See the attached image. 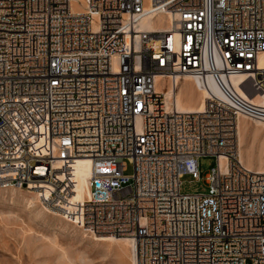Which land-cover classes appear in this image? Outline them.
<instances>
[{"label": "built area", "instance_id": "obj_1", "mask_svg": "<svg viewBox=\"0 0 264 264\" xmlns=\"http://www.w3.org/2000/svg\"><path fill=\"white\" fill-rule=\"evenodd\" d=\"M158 15L167 30L139 29ZM263 53L264 0H0V189L131 239L136 264H264V173L237 142L240 118L264 119ZM184 75L222 96L167 106L155 78ZM202 156L216 159L207 190L182 192ZM81 159L90 193L76 200Z\"/></svg>", "mask_w": 264, "mask_h": 264}, {"label": "rangeland", "instance_id": "obj_2", "mask_svg": "<svg viewBox=\"0 0 264 264\" xmlns=\"http://www.w3.org/2000/svg\"><path fill=\"white\" fill-rule=\"evenodd\" d=\"M243 122L249 128L254 127L250 120L244 119ZM240 133L243 153L247 147H251L254 156L260 154L264 159V152H260L264 130H260L256 139L249 133ZM254 164L255 168L257 163ZM214 167L215 157H200V180L184 175L181 178V191L198 193L207 190L203 180ZM81 174L87 177L85 171ZM124 174L132 175L130 163L126 164ZM83 187L88 190L85 182ZM30 199L34 200L26 190L0 189V264H132L129 248L123 247V250L109 245L107 241H99L98 236L79 229L49 208L46 210L39 200L28 204L27 200Z\"/></svg>", "mask_w": 264, "mask_h": 264}, {"label": "bare ground", "instance_id": "obj_3", "mask_svg": "<svg viewBox=\"0 0 264 264\" xmlns=\"http://www.w3.org/2000/svg\"><path fill=\"white\" fill-rule=\"evenodd\" d=\"M73 10L82 11V8L75 7L73 3ZM168 27H169V20L162 15H158L155 18H152L151 16H145L139 22V29L141 30H154V29L167 30ZM260 60H261V64L264 65V53L261 54ZM242 80H243V76H236L231 78V84L233 88L239 93H241V90L239 89L238 84ZM205 85L207 87V90L202 86V82L200 80L186 75L176 76L174 81L171 79H168L167 81L166 77L164 76H157L155 78V89L163 93L165 97L166 105L167 106L174 105L175 108L180 112H198L202 110L204 105V98H206L211 93H213L216 96H220V97L222 96L221 92L219 91V89L216 87V85L209 76H207L205 80ZM208 90L211 92H209ZM253 102H259L258 98L257 97L254 98ZM244 119L247 118L242 117L238 121L239 134L237 135V137H239L238 142L240 146V151L238 153L239 161L242 164V166H244L249 171L264 173L263 157L260 154L254 156L251 147H247L243 153L240 142L241 139L240 131H242V133H249L251 134V136H253V138L256 139L258 137L260 130H264V119H247L254 124L253 128H249L245 124V122H243ZM261 146L262 148L260 152L262 153L264 152V138H262L261 140ZM254 159H256V161H254ZM253 162L257 163V164L255 163L256 164L255 168L253 167L254 164ZM252 168L257 171H254ZM83 171L86 172L87 177L82 176L81 173ZM88 178H89V165L86 160L81 159L71 163V173L68 176V179L71 185L75 189L76 193L74 197L76 200H83L89 197L90 190H89ZM83 182L86 183L88 190L84 189ZM29 193L34 200L31 199L27 200L28 204H32L34 203L33 201L39 200L36 193L34 192H29ZM41 205L46 210H49L42 203ZM55 214L60 215L57 212H55ZM95 236H98L97 240L103 242L107 241L109 245H114L117 246L118 248H123V247L129 248L131 262L132 264H136L135 247H134V242L131 239L118 238L108 235L105 236L101 234L99 235L96 234Z\"/></svg>", "mask_w": 264, "mask_h": 264}]
</instances>
